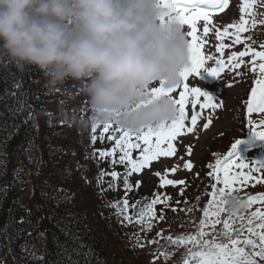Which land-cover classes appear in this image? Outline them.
Returning <instances> with one entry per match:
<instances>
[{"label":"trees","instance_id":"obj_1","mask_svg":"<svg viewBox=\"0 0 264 264\" xmlns=\"http://www.w3.org/2000/svg\"><path fill=\"white\" fill-rule=\"evenodd\" d=\"M2 45L0 40V264H154L159 257L163 264H177L190 245L167 242L168 237L185 236L181 228L174 235L164 232L176 207L171 200L163 209L156 205L158 215L151 230H134L133 226L141 225L137 213L146 211L154 194L166 195L159 185L140 187L138 176L144 168L128 177L133 187L125 190L127 169L116 162L123 154L115 143L120 134L103 133V124L94 123L84 91L87 80L68 77L53 86L44 69L12 58ZM257 78L250 86L249 99ZM241 141L240 155L264 138L244 136ZM114 148V154H99ZM132 153L136 159L140 149ZM226 155L208 163L215 166ZM114 171L118 177L111 175ZM209 171L208 167L207 177ZM212 178L215 182H207V194L198 199L204 202L201 213L197 207L187 212V222L192 218L194 224L188 230L195 228V233L212 184L221 187ZM257 194L261 193L247 195ZM125 198L136 208L125 209L121 203ZM257 207L260 203L247 212ZM161 211L163 220L159 219ZM129 214L131 223L125 220ZM221 227L217 225L216 230ZM256 260L264 264V259Z\"/></svg>","mask_w":264,"mask_h":264},{"label":"clouds","instance_id":"obj_2","mask_svg":"<svg viewBox=\"0 0 264 264\" xmlns=\"http://www.w3.org/2000/svg\"><path fill=\"white\" fill-rule=\"evenodd\" d=\"M0 40L53 86L86 79L96 124L138 132L177 115L171 96L149 95L180 85L190 65L186 32L162 20V0H0ZM227 206L241 209L235 197Z\"/></svg>","mask_w":264,"mask_h":264},{"label":"snow or ice","instance_id":"obj_3","mask_svg":"<svg viewBox=\"0 0 264 264\" xmlns=\"http://www.w3.org/2000/svg\"><path fill=\"white\" fill-rule=\"evenodd\" d=\"M253 3L254 0H243L241 12H247ZM202 4L224 8L227 6L228 0H162V20L164 18L174 20L182 28L188 26L190 30L186 32V35L191 37L189 41L190 65L181 73L182 83L175 88L166 89L161 84L159 87H151L149 89V95L152 97L168 95L173 98L177 88L182 87L183 90L179 92V99H173L176 108L179 106L175 119L157 126H149L138 132L123 130L115 122L103 124V133L114 131L120 134L115 143L123 154L119 156V160L116 162L123 164L127 169L124 180L126 191H130L133 187L128 180L132 173L140 172L142 168L159 157L176 155V148L172 142L185 130V120L188 115L185 106L189 96L195 99L191 104V127L186 129L187 132L194 131L200 118L201 113L196 111L197 105H199L200 109H213L218 106L213 103L214 96L208 91H202L199 87L190 88L189 84L185 82L188 81L192 74L201 76L202 69L211 76L218 77L220 71L226 67L223 59H215L217 67H204L205 56L200 51L202 45L197 43V21L203 20V32L208 34L210 30V15L209 11L201 7ZM246 23L245 16L241 15L238 23L224 27L222 32L217 30V39L223 41L224 37L229 35V28L233 27L235 28V33L233 34L234 43L241 44L240 33L247 31ZM229 47L231 46L221 42L217 47V51L223 54L224 50ZM249 55L252 60L253 72L257 71L256 58L258 57L262 62L258 64L259 78L255 80V86L251 88L248 112L264 113V51H232L228 56V61L231 64L227 66L239 69L244 63V58ZM207 59L213 60L214 57L208 56ZM201 98L203 99L202 103ZM209 123H211L210 118ZM111 125H116L117 127L112 129ZM208 126V124L204 125L205 128ZM260 127L264 128V120L260 121ZM249 131L257 137L264 138V130H256L254 126H250ZM153 137H155L154 142ZM111 138L109 137V139ZM133 138H135V142ZM141 142L144 147L141 146ZM241 142V139H236L231 144L223 161L216 160L215 166L211 163L208 165L209 169H211L208 176H215L217 182L222 184L223 187H217L216 183L212 184L211 198L203 208V218L199 220L197 232L195 234L177 236L174 239L172 237L167 238V242L173 245L192 246L187 247L186 253L177 261V264H258L256 257L264 259V193L247 195L245 198L241 197L238 194V190L233 187L236 182L242 184H247L251 180L260 182V178L254 177L252 173H264V160H255L252 164L244 163L247 159L241 157L238 151V145ZM165 144L167 145L166 147L162 146ZM133 149H140L139 157L136 159L132 158ZM114 153L115 148L112 149L111 153L101 151L99 154L104 157ZM184 167L191 169L193 165L189 161L184 164ZM234 169H247V171H233ZM175 171V167L166 170V172ZM216 173H222V175H216ZM111 175L118 177L119 173L114 171ZM156 175L161 176V173L157 172ZM184 184L185 181L183 180L168 179L166 176H161L160 187L162 188L167 185ZM180 194L183 196V188H181ZM230 197L236 198L242 210L229 211L227 205ZM171 199L172 197L170 196H161V194L155 193L153 199L147 205L146 211L137 213V223L141 224L143 231L151 230L152 220L157 218L158 215L155 210L156 205H161L163 209V206L167 205ZM121 203L125 209L136 208V204L130 205L127 198ZM256 203H260L261 207H257L255 211L248 213L247 210ZM177 210L175 208L172 209L174 212ZM187 211H191V209H187ZM222 214H224L223 220L221 219ZM159 219H164L163 211L159 214ZM125 220L131 223L132 215H127ZM217 225H222L219 231L216 230ZM206 228H211V232L206 231ZM245 232L248 234L247 236L243 235ZM168 254L167 251L163 253L165 256Z\"/></svg>","mask_w":264,"mask_h":264},{"label":"rangeland","instance_id":"obj_4","mask_svg":"<svg viewBox=\"0 0 264 264\" xmlns=\"http://www.w3.org/2000/svg\"><path fill=\"white\" fill-rule=\"evenodd\" d=\"M242 4L243 0H228L227 6L218 11L207 10L210 15L208 34L203 32V20L197 21V43L202 45L200 51L205 56L204 67H217L215 59H223L226 67L220 71L218 77H213L202 69L201 76L192 74L185 82L189 84L190 88L199 87L202 91H208L214 96L213 103L218 106L213 109H200L197 105L196 111L201 113L200 118L194 131L187 132L186 129L191 127V104L195 99L189 96L185 106L188 113L185 120V130L172 142L176 148V155L159 157L157 160L151 161L138 176L142 183H140V187L143 185L142 188H151L159 185L158 189L162 193L172 197V204L178 210L170 212L169 216L174 215L169 220L170 222L164 226V232L169 235L177 233L179 228L184 229L185 235L195 234V228L188 230L194 224H191L192 218L187 222V209L197 207L196 212L201 213L202 210L199 208L204 205V202L198 203V199L207 194L206 183L215 182V179L206 175L208 162L218 158L223 153L225 155L236 139H241L244 136L247 138L255 137L249 131L250 126H254L256 130H264L260 127V121L264 120V113L248 112V92L254 78L259 77L258 64L262 61L258 57L256 58L257 71L255 72L252 71L250 55L244 58V63L239 69L227 66L231 64L228 61V56L232 51H264V0H254L252 7L244 13L241 12ZM241 15H244L247 21V31L240 33L242 43H234L235 28L233 27L229 28V35L225 36L223 41L218 40L216 37L217 30L222 32L224 27L238 23ZM183 29L185 32L190 30L188 26H184ZM187 39L190 41L191 37L187 36ZM221 42L231 46L226 48L223 54L217 51ZM208 56H212L214 59L208 60ZM156 87L159 85L157 84ZM182 90V87L177 88L173 94V99H179V92ZM202 102L203 99L201 98ZM209 118L211 123H209ZM205 124L209 126L205 128ZM162 146L166 147L167 145ZM241 157L247 159L244 161L246 164H252L255 160H264V142L245 150ZM189 161L193 167L186 169L184 164ZM172 167L176 168L175 172H166ZM233 171H247V169H234ZM157 172L168 179L183 180L185 184L167 185L162 188L160 187L161 176H157ZM216 174L222 175V173ZM252 174L254 177L260 178V182L251 180L247 184L236 182L233 185L240 196L251 192H264V173L253 172ZM218 185L223 187L220 183ZM181 188L184 189L183 196L180 194ZM137 227H141V225L133 226L137 233L141 232V229L138 230ZM206 231H209V228H206ZM41 235L42 231H40L39 236ZM247 235L245 233L244 236ZM190 247L192 246L190 245ZM256 258L259 259V257ZM163 261L164 259L159 257L154 264H163Z\"/></svg>","mask_w":264,"mask_h":264}]
</instances>
